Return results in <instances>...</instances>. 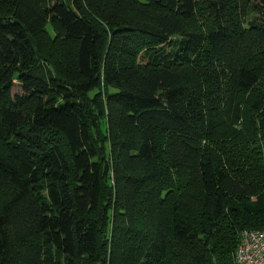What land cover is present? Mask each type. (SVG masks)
<instances>
[{
  "label": "trees",
  "instance_id": "trees-1",
  "mask_svg": "<svg viewBox=\"0 0 264 264\" xmlns=\"http://www.w3.org/2000/svg\"><path fill=\"white\" fill-rule=\"evenodd\" d=\"M259 60L264 0H0V264H236Z\"/></svg>",
  "mask_w": 264,
  "mask_h": 264
},
{
  "label": "built area",
  "instance_id": "built-area-1",
  "mask_svg": "<svg viewBox=\"0 0 264 264\" xmlns=\"http://www.w3.org/2000/svg\"><path fill=\"white\" fill-rule=\"evenodd\" d=\"M236 264H264V229H245L235 251Z\"/></svg>",
  "mask_w": 264,
  "mask_h": 264
},
{
  "label": "rangeland",
  "instance_id": "rangeland-1",
  "mask_svg": "<svg viewBox=\"0 0 264 264\" xmlns=\"http://www.w3.org/2000/svg\"><path fill=\"white\" fill-rule=\"evenodd\" d=\"M253 16H255V15H253V13H251V11H250V9H249V6H246V5H244L243 6V8H242V11H241V18H242V20H243V22L245 21V20H248V19H250V18H252ZM197 20H199L200 22H203V23H205V24H209V21H207V20H205V18H202V17H198L197 18ZM193 25H195V22H191V26L193 27ZM38 37V36H37ZM40 42H41V40H40ZM42 45H44L42 42H41V46ZM56 52V51H55ZM261 52L262 51H259V52H256V54H258V55H260L261 56ZM255 53V52H254ZM226 54H229V52L228 51H226ZM260 62V60L259 61H255V65L257 64L259 67H264V65H263V63H259ZM192 73L191 72H184V79H190V78H192ZM262 91L264 92V78L262 79ZM19 89L18 88H16L15 89V92L16 91H18ZM247 97V96H246ZM245 97V98H246ZM11 191H12V189L8 186V184H7V182L5 181V180H3V179H1L0 178V195H2V196H7V195H9L10 193H11ZM3 198V197H2ZM2 200H4V199H2ZM141 200H142V197H141ZM143 201H145L144 199L142 200V202ZM139 210H140V213H142L141 215L145 218V215L146 214H148V212H149V210H150V208L149 207H147V208H145L144 206H143V204H141V206L139 207ZM148 210V211H147ZM151 219H146V221H147V223H146V226L149 224V221H150Z\"/></svg>",
  "mask_w": 264,
  "mask_h": 264
}]
</instances>
